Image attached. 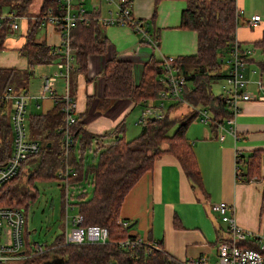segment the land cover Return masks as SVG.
I'll return each mask as SVG.
<instances>
[{"label":"crops","instance_id":"0c3cea01","mask_svg":"<svg viewBox=\"0 0 264 264\" xmlns=\"http://www.w3.org/2000/svg\"><path fill=\"white\" fill-rule=\"evenodd\" d=\"M185 6L184 0H132L133 17L140 21L143 29L156 39V47L152 48L149 44L142 42L140 36L126 25H112L103 28L98 26V36L100 39H104L107 44L106 52L103 55L89 56L84 71L78 70L73 61V69L69 76V93L75 103L77 126L81 133L90 136V145L86 150H91L90 146L93 143L96 148L105 146L119 135L125 139V119L137 107L141 111H136L138 119L135 125L142 127L144 124V122L138 123L144 108L148 105L143 101L135 103L131 100H115L105 108L99 106L103 93L102 68L105 60L114 56L120 60L130 61L134 79L138 83L143 66L150 57L160 62L161 65L162 59L167 56H173L176 59L180 56L194 54L197 48L196 33L179 27L180 14ZM94 7L98 8L101 15H104L107 4L104 0H91L86 10L89 11ZM234 7L237 12L242 14L240 25L239 19H235L233 37L237 40L240 50H247L243 45L252 44L260 38L264 30V20H261V16L255 12L249 13L245 8L244 0H234ZM253 15H258L260 21L255 27L248 28L245 22ZM26 21L23 20L21 24L18 40L7 39L9 35L14 34L7 28L4 49L0 50L4 57V60H0V68L18 70L26 68L25 57L23 58L25 64L22 65H15L19 59L13 61L12 58L5 57L7 50L18 52L24 43L27 31ZM42 29L44 34L40 40L36 39V41L44 42L51 48L57 46L60 41L57 29L52 25L37 26L35 38ZM18 54L22 56L19 52ZM226 59L227 57L224 58V60ZM249 59L252 60V63L249 62ZM57 60L55 58L50 64L39 65L43 67L40 68L43 74L51 72L50 75L56 74ZM254 61L251 51L245 70L247 80L245 90L261 94L255 82L260 79L262 81V75L257 73L258 69L254 66ZM54 62L56 63L54 64ZM226 68L225 61L222 68L224 76ZM43 76L39 77L38 84L36 80L33 88L29 85L31 77L24 91L27 94H35L40 88ZM219 81L222 82L223 87L224 77L214 83ZM262 83L264 84V81ZM222 87L220 96H222ZM54 91L57 96L64 91L63 79L60 76L56 77ZM158 100L163 104L161 108L155 106ZM158 100H153V106L156 107L160 116L167 111L169 119H174L177 114L183 111L187 112L184 115L192 111L188 108L187 103H182L185 104V110L182 111L179 109L181 104H176L168 99ZM165 102L167 106H165ZM55 104L59 103L48 97L31 98L28 101L26 106L27 134L29 116L31 114L44 115ZM226 108L228 109V107ZM208 110L212 114L211 110ZM224 120L225 118L222 119V121ZM5 121L10 129L8 117ZM58 130L60 132V129ZM235 131L236 139L230 134L224 133L223 139L219 141L215 128L201 123L199 118L187 127L185 138L191 145L200 172L201 191L193 188L178 160L173 155L164 153L154 159L151 170L144 173L125 195L120 207L119 220L129 225L134 223L127 229V234L137 236L143 241L159 243L160 250H158L165 257L166 264H189L190 261L197 258H204L207 264H217L216 244L221 237L225 236L226 227L220 221L219 216L210 211V205L213 203L225 202L232 205L236 223L245 230L258 231L264 227V198L262 196L264 186V100L240 102L239 112L235 117ZM11 137L10 130V141ZM76 139H81V135ZM77 140L74 142L75 155L79 149ZM86 150L82 155L84 167L89 166L84 160ZM235 151L240 153V158L244 161L253 152L260 154L258 172L248 182L240 181L237 177V171L244 173L245 167L243 161H240L239 164L235 162ZM76 158L78 159L77 156ZM58 172L59 170L55 174L56 180H59ZM87 185L89 184L87 183ZM76 187L78 185L73 187V195L81 190V187L77 189ZM74 190L76 191L74 192ZM63 213L65 220L64 210ZM65 226L64 222V231ZM25 231H27L26 225ZM29 235L30 233L27 231V239ZM58 257L57 255L55 260H59Z\"/></svg>","mask_w":264,"mask_h":264},{"label":"trees","instance_id":"16d2710c","mask_svg":"<svg viewBox=\"0 0 264 264\" xmlns=\"http://www.w3.org/2000/svg\"><path fill=\"white\" fill-rule=\"evenodd\" d=\"M186 6L180 14L179 27L196 33L197 48L194 54L177 57L173 62L176 72L185 78L184 98L191 104L210 109L214 120L229 117L224 99L214 95L211 84L224 77L222 68L225 57L231 49L235 31L234 0H184ZM35 0H0V12H13L16 15L32 14ZM52 0H41L37 16L53 7ZM34 9V10H33ZM26 21V20H25ZM38 19H27V31L24 43L18 52L26 59V68H0V164L10 156L9 127L6 123L9 103L2 97L10 90L13 93H26L27 83L33 75L35 65L50 64L56 56L52 48L44 42L36 41L35 35ZM99 27L92 22L88 26L78 25L72 31V42L76 46L74 64L78 70H85L89 56L103 55L107 50L104 39L98 36ZM7 34L6 23L0 25V50L4 49ZM252 47L264 55V30ZM252 63V60L249 59ZM260 74H264V60L254 61ZM103 93L99 102L101 108L107 107L115 100H131L135 103H146L147 100L160 99L159 93L166 90L164 73L160 62L153 58L144 64L140 80L133 76L132 63L112 56L106 59L102 68ZM72 84V76H71ZM188 84V86H187ZM21 89V91H20ZM171 107V106H170ZM168 110V109H167ZM197 113L190 111L176 121L167 118V111L160 117H149L141 127L140 134L126 141L119 135L105 146L98 147L94 153L97 163L84 167L82 155L90 145V136L81 133L76 127L74 142L77 137L79 149L74 154V145L64 157L60 145V129L64 124V116L60 104L44 115L31 114L28 118V134L30 140L40 143L37 155L27 156L21 163L18 174L0 186V206L20 207L26 217L27 207L34 201L36 194H30L35 181L56 180V172L65 166L72 167L73 173L67 177V183L73 187L86 182L92 188L88 196L85 188L78 190L70 204L81 217L80 227L100 226L108 231L104 244L61 245L63 234L58 235L50 243L57 245L53 253L61 259L60 264H166L162 252L138 245L133 248L119 246V241L138 239L127 234V224H118L122 201L129 189L138 179L152 168L154 159L161 154H171L179 162L182 171L192 183L194 189L202 190L200 172L197 167L191 145L185 138L187 127L195 121ZM175 130L169 134L172 126ZM210 127L214 126L212 123ZM78 157V159L76 158ZM260 154L251 153L244 161L239 157L238 164L243 161L245 172H238L240 181L248 182L257 174ZM34 164L33 171L27 175L24 185L19 179L27 165ZM262 196L264 198V186ZM64 203V202H63ZM64 217V213L62 214ZM26 246L27 231L24 233ZM149 242V241H148ZM153 243V241H150ZM160 246L159 243H155ZM29 248V247H27ZM55 258V257H54ZM51 254L32 255L18 264H43L51 261Z\"/></svg>","mask_w":264,"mask_h":264},{"label":"built area","instance_id":"2783aa9c","mask_svg":"<svg viewBox=\"0 0 264 264\" xmlns=\"http://www.w3.org/2000/svg\"><path fill=\"white\" fill-rule=\"evenodd\" d=\"M53 7L48 8L43 14L35 17L38 26L52 25L59 33V44L52 48V54L57 57V73L45 75L41 80L39 90L35 94L13 93L10 90L3 95L2 99L9 103L7 117L11 130V153L5 163L0 164V186L15 177L23 160L30 155H37L40 151V143L30 140L26 130V106L31 98L48 97L60 104V111L64 116V124L60 128L61 148L64 157L74 145V136L77 127V117L74 99L69 93V76L73 69L76 46L72 42V31L78 25L88 26L94 22L99 27L112 25H126L136 32L142 42L149 44L152 48L157 45L156 39L148 34L140 21L136 20L131 12L132 0H104L107 4L105 14L101 15L97 7L86 10L85 0H52ZM241 12L235 10V19L241 17ZM26 16L16 15L13 12H0V25L6 23L9 32L20 31V21L27 20ZM260 21L258 15L248 18L245 24L253 28ZM251 54L250 50H240L237 40L233 37L230 52L226 61L227 68L222 87V99L228 107L229 117L224 121L214 120L213 115L207 108L189 103L183 96L186 85L185 78L178 74L173 67L174 58L165 57L162 59L161 68L164 73L166 90L159 93L160 99H168L176 104L187 103L191 110L197 113L199 121L203 124L212 125L216 130V137L221 141L224 133L230 134L236 139L235 117L239 112L241 101L264 100V84L257 80L256 86L261 94H255L245 90L247 80L245 70L247 59ZM63 79V93L55 94L54 82L56 77ZM148 104L138 123L145 122L148 117H160V114L153 106V100H147ZM163 106L162 102L159 107ZM158 107V108H159ZM240 153L235 151V162H238ZM71 169L65 166L59 170L57 176L62 183L63 202L65 212V231L60 245H83V244H104L107 241L108 231L105 227L86 226L80 227L81 217L75 214L68 217V209H72L70 186L67 177L71 175ZM210 211L219 216L220 221L225 224V236L221 237L216 244L217 264H264V227L258 231H248L241 228L234 218V207L225 202L213 203ZM125 227L126 222L118 221ZM26 217L20 207L0 206V264L15 263L26 260L32 255L50 253L51 258L56 257L53 250L57 245L32 243L27 240L26 246L24 231ZM6 227L7 232L3 233L2 228ZM7 239V242H5ZM119 246L133 248L138 245L146 246L149 249H159L153 242L140 239H125L119 241ZM29 247V248H27ZM112 264V263H109ZM189 264H207L204 258H197Z\"/></svg>","mask_w":264,"mask_h":264},{"label":"rangeland","instance_id":"374dc122","mask_svg":"<svg viewBox=\"0 0 264 264\" xmlns=\"http://www.w3.org/2000/svg\"><path fill=\"white\" fill-rule=\"evenodd\" d=\"M90 1L91 0H85V2H84L85 9H86V7H89ZM244 3H245V8H246V10L249 11V13L255 12L261 16V20H264V0H244ZM40 4H41V0H35V2L33 3V7H34V9L36 8V10L32 14L26 15V17L29 18L30 21H35V17H37V11L39 8L38 6ZM19 23H20V28H21V26H22L21 24L23 23V21H20ZM240 23H241V20L239 18V25H240ZM20 32L21 31H17L14 34L9 35L7 37V39L11 38L13 40H18L20 38L19 37ZM43 34H44V30L42 29L38 32L36 39L40 40V38L43 36ZM243 47L252 51V56L255 59V61H259V60L264 58L263 57L264 55L261 54L258 50L254 49L252 47L251 43L246 44L245 46L243 45ZM6 52H7V55H5V57L12 58L13 61H16L17 59H19L15 62V65L25 64V59H23L24 57L19 56L18 52L12 51V50H7ZM4 53H5V51H4ZM2 54L3 53H0V60H4V57H2ZM167 57L175 58L173 56H167ZM55 63L56 62H54V64ZM40 68H43V67L39 66V65H35L32 68L33 75H32L31 81H30L31 83H29V85H31V88H33V86L35 85L36 80H37V84H38V80H39L40 76L50 75L52 73L51 72L48 74H43V72ZM53 68H55V67H53ZM257 73L259 74V72H257ZM261 75H262V81H264V74H261ZM187 86H188V84H187ZM221 87H222V82H220V81L212 84L211 85L212 93L214 95H219L221 92ZM159 103L160 102L158 100V102H156L155 106H159ZM184 105L181 104L179 109H181L182 111L185 110ZM165 106H167L166 102H165ZM188 108L191 110L190 107H188ZM137 110L141 111L139 109V107H137V109L135 111H133L132 113H130L128 115V117L125 119V128H126L125 140L126 141H131L132 139L136 138L139 135V132L141 131L140 130L141 126L135 125V122L138 119V118H136L138 115L136 112ZM185 113H187V112L183 111L182 113L177 114L174 119H169L168 117L167 118L169 120L176 121L177 118H180ZM193 122H195V121H193ZM175 127H176V125L174 124V126H172L170 128L169 134L175 130ZM90 149L91 150H89V151L86 150L84 160L86 161V165H95L97 163V155L96 154L94 155V151L97 148H96L94 143L90 146ZM34 166H35L34 164H31V165L25 167V169L22 172L21 177L19 179L20 185H24V183L27 179V175L32 171ZM68 168L71 169V173H73V168L72 167H68ZM33 185H34V188L32 190H30V194L35 193L36 198L34 201L29 203V205L27 207V212H26V222H27L26 228H27V231L30 233L28 240L32 243L50 244L54 240L55 237L62 234L64 231L65 220H64V217L62 215L63 210H64L62 183L59 180L54 179V180H50V181H43V180L35 181ZM80 187H81V189L86 188L88 196L91 194L92 188H90V186L87 185L86 183H83V184L81 183L80 185H78V187H76V189L80 188ZM75 191L76 190H74V192ZM69 192H72L71 188H70ZM72 201H73V198H71L69 203L71 204ZM75 214H76L75 209H71V208L68 209V211H67L68 217L71 218ZM118 221H120V220H118ZM2 232L3 233L7 232V228L3 227ZM5 242H7V239H5ZM2 264H18V262L2 263Z\"/></svg>","mask_w":264,"mask_h":264},{"label":"water","instance_id":"95a60500","mask_svg":"<svg viewBox=\"0 0 264 264\" xmlns=\"http://www.w3.org/2000/svg\"><path fill=\"white\" fill-rule=\"evenodd\" d=\"M134 223H131L130 225L127 226V229L130 228ZM56 258V257H55ZM55 258H53V260L45 262L43 264H60L61 260H55Z\"/></svg>","mask_w":264,"mask_h":264}]
</instances>
